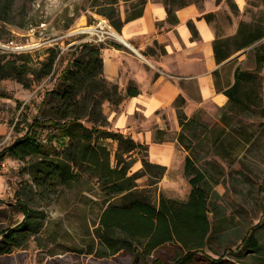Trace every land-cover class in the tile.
<instances>
[{
    "label": "rangeland",
    "instance_id": "rangeland-1",
    "mask_svg": "<svg viewBox=\"0 0 264 264\" xmlns=\"http://www.w3.org/2000/svg\"><path fill=\"white\" fill-rule=\"evenodd\" d=\"M141 1L12 0L11 13L5 17L11 21L0 19V45L6 46L10 41H13V45L7 49L1 48L0 55L14 53L16 46H23L22 52L30 54V64L33 66L46 58L50 48L58 50V57L54 73L31 81L30 87L11 78L0 80L3 94L0 96V151L24 134L33 117L46 114L48 108L41 107L43 95L56 84L59 73L76 54V47L80 43L89 42L93 35L96 37L102 33L107 38H114L109 33L106 35L104 32L107 30L101 27L108 23L117 31L110 20L101 14L106 4L111 2L124 19L139 8ZM152 1L163 3V0ZM187 1L202 5L205 0ZM222 1L221 9L217 14L211 13L213 16L210 20L218 36L234 32L236 23L238 27L240 21L264 18V0H245L243 9L237 5L233 9L227 0ZM85 27H94L97 34L80 31ZM261 42L264 43V39ZM232 55L231 65L239 62L244 69L254 68V55L249 53V48ZM230 72L231 67L228 66L222 77L230 80ZM261 73L264 74V69ZM126 97L124 95L118 104L106 100L102 103L108 129L119 130L133 139L138 132L145 133L151 129L154 130V141L158 143L177 139L181 126L174 102L166 110L156 112L163 121V129H159L154 119L147 121L139 113L129 121L128 130L118 128L117 116H110L113 111L119 113L118 105ZM186 106L185 99L181 106L185 113ZM190 111L186 115L196 116L202 126H198L194 133L182 130L189 139L191 137V141L185 138L189 149L185 150L176 142L174 147L177 151L186 152V155L190 153L195 164L206 172L209 207L214 209L209 215L211 231L198 256L222 258L234 264H253L251 254L240 252L244 238L250 233L264 243V116L239 114L232 119V129L221 121L222 107L211 102L192 107ZM83 122L89 125L85 120ZM240 127H246L248 133L254 130L255 136L250 142H246L245 135L238 133ZM218 136L225 149L224 154H218V149L214 147L213 141ZM103 142L111 152L110 165L114 166L118 142L112 138ZM143 158L157 163L150 159L148 150L134 154L129 174L139 171ZM26 164V161L21 162L11 155L0 160V230L12 228L24 219L21 212L23 204L40 212L37 220L41 223V229L31 235L26 243L15 246L13 252L1 254L0 264H159L160 261H154L157 257L163 264H174L182 252L178 246L167 244L152 253L143 254L141 251L146 239L141 238L134 243L137 251L119 247L117 252L111 253L102 239L103 228H100L99 216L106 206L120 203L119 196L109 197L95 179L86 178L68 187L59 184L53 192L44 194L33 183ZM158 180L152 184L147 174L140 175L135 179L133 191L154 205L162 196L180 202L188 199L191 185L184 169H167Z\"/></svg>",
    "mask_w": 264,
    "mask_h": 264
},
{
    "label": "trees",
    "instance_id": "trees-1",
    "mask_svg": "<svg viewBox=\"0 0 264 264\" xmlns=\"http://www.w3.org/2000/svg\"><path fill=\"white\" fill-rule=\"evenodd\" d=\"M111 2L106 4L101 14L119 32L124 22L142 15L146 0H142L139 8L124 19ZM188 3L187 0H163L169 16L175 9ZM227 4L233 9L237 7L233 0H227ZM11 9L12 0H0V19L10 22L11 19L5 17L11 13ZM212 16L208 13L204 17L210 21ZM191 28L195 33L194 26ZM263 39L264 18H260L250 22L240 21L235 35L222 38L217 35L214 40L215 59L219 64L239 50L249 48V53L254 55V68L244 69L238 64L233 73L234 82L223 90L217 78L218 71L213 72L216 89L224 92L228 98L222 107L221 121L231 128L232 119L239 114L264 116V74L261 73L264 69ZM102 48L103 42L94 41L82 42L76 47V54L67 61L56 84L43 95L41 107L48 108L46 114L33 117L24 134L0 151V160L11 155L21 162L26 161L33 183L44 194L53 192L59 184L68 187L86 178L95 179L109 197L119 196L120 203L106 206L99 216L100 228H103L102 239L111 253L117 252L119 247L137 251L135 241L144 238L143 254L152 253L167 244L178 246L182 252L174 264H234L222 258L198 256L211 231L209 215L214 209L209 207L207 174L195 164L190 153L184 160V174L191 185L187 200L180 202L162 196L154 205L133 191L137 177L147 174L154 184L165 174L167 167L143 158L139 171L129 174L133 155L145 153L147 145L119 130L108 129L102 103L106 100L118 104L124 95L137 96L139 90L130 83L122 95L117 84L105 79ZM47 54L36 66L30 64L31 56L25 52L0 55V80L11 78L30 87L31 81L54 73L58 50L50 48ZM0 96H3L1 90ZM184 103L185 98L181 94L174 100L181 126L177 141L187 150L189 145L185 143V138L189 137L182 130L194 133L202 125L196 116L186 115L181 107ZM83 120L89 125L84 124ZM237 131L245 135L246 142L255 136L254 130L248 133L246 127H240ZM110 138L118 142L114 166L110 165L111 152L103 142ZM220 141L221 138L216 137L214 147L218 149V154H224L225 149ZM21 212L24 219L19 224L0 230V255L13 252L15 246L26 243L31 235L41 229V223L37 220L40 212L24 204ZM241 249V254H251L253 264H264V243L252 233L244 238ZM154 261L163 264L159 257Z\"/></svg>",
    "mask_w": 264,
    "mask_h": 264
},
{
    "label": "crops",
    "instance_id": "crops-1",
    "mask_svg": "<svg viewBox=\"0 0 264 264\" xmlns=\"http://www.w3.org/2000/svg\"><path fill=\"white\" fill-rule=\"evenodd\" d=\"M222 2L205 0L202 5L190 2L169 16L163 3L149 0L142 15L124 22L117 32L120 38L113 36L101 41L105 79L117 84L122 95L130 83L139 90L137 96L123 99L118 105L119 113H111L110 117L117 116L118 128L128 130L129 121L139 113L147 121L154 119L159 129H163V121L156 112L169 108L180 94L187 101V114L190 108L209 102L217 107L224 106L228 98L216 89L213 72L218 71L217 78L223 90L234 82L233 73L239 62L231 65V56L220 64L216 62L215 25L204 17L208 13L217 14ZM234 3L240 9L245 6V0H234ZM192 26L195 33H192ZM236 29L237 23L234 32L222 33L220 37L235 35ZM228 66L231 67L230 80H225L222 75ZM153 132L149 129L133 137L147 145L148 156L153 162L167 169L183 170L186 152L175 149L177 139L158 143L154 141Z\"/></svg>",
    "mask_w": 264,
    "mask_h": 264
},
{
    "label": "built area",
    "instance_id": "built-area-1",
    "mask_svg": "<svg viewBox=\"0 0 264 264\" xmlns=\"http://www.w3.org/2000/svg\"><path fill=\"white\" fill-rule=\"evenodd\" d=\"M85 33H90V32H85ZM104 33H106V35H107L109 32L107 31V32H104ZM93 34H97V33L94 32ZM106 38H107V36L103 35V33L101 35L97 34L96 37L93 35V39L89 40V42H93V41L94 42H101V41L105 40ZM10 45H13V41H10L9 43H7L6 46L5 45H0V50L10 48ZM14 51L22 52L23 51V46H16L14 48ZM0 143H2V142H0Z\"/></svg>",
    "mask_w": 264,
    "mask_h": 264
},
{
    "label": "bare ground",
    "instance_id": "bare-ground-1",
    "mask_svg": "<svg viewBox=\"0 0 264 264\" xmlns=\"http://www.w3.org/2000/svg\"><path fill=\"white\" fill-rule=\"evenodd\" d=\"M101 27L103 30H107L109 32V34H111L112 36H114L116 38H120L117 31H115L108 23L102 24ZM80 31L93 33L95 31V29H94V27H85V28L81 29Z\"/></svg>",
    "mask_w": 264,
    "mask_h": 264
}]
</instances>
